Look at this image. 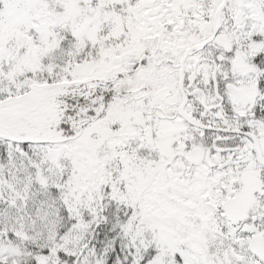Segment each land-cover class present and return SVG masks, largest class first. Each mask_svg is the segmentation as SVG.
<instances>
[{"label":"snow or ice","instance_id":"6c2138e0","mask_svg":"<svg viewBox=\"0 0 264 264\" xmlns=\"http://www.w3.org/2000/svg\"><path fill=\"white\" fill-rule=\"evenodd\" d=\"M0 264H264V0H0Z\"/></svg>","mask_w":264,"mask_h":264}]
</instances>
